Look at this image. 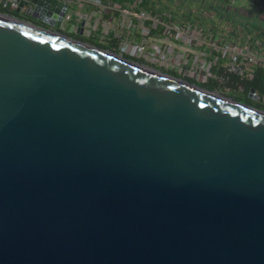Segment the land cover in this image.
I'll return each mask as SVG.
<instances>
[{
	"label": "water",
	"instance_id": "water-1",
	"mask_svg": "<svg viewBox=\"0 0 264 264\" xmlns=\"http://www.w3.org/2000/svg\"><path fill=\"white\" fill-rule=\"evenodd\" d=\"M11 1L48 28L0 13V264H264V113Z\"/></svg>",
	"mask_w": 264,
	"mask_h": 264
},
{
	"label": "crops",
	"instance_id": "crops-1",
	"mask_svg": "<svg viewBox=\"0 0 264 264\" xmlns=\"http://www.w3.org/2000/svg\"><path fill=\"white\" fill-rule=\"evenodd\" d=\"M6 1L0 0V2ZM62 1L68 3V8L62 20L49 29L60 31V29L66 28L65 24L67 27L70 25L75 26V31L80 26L81 30H78L80 33H87L90 29L96 30L98 27L101 30L102 27L105 29L106 25L104 22L99 23V20H102V16L104 17V14L110 11V5H112L116 10L112 14H117L114 22L119 26L122 25L124 32L128 31L130 33L118 39L119 42L113 36L117 45H113L111 49L118 50L120 48L121 50L127 49L137 52L136 45L141 42L148 46L156 45L155 55L157 57L168 62L178 61L184 64L185 68L179 67V69L187 75L196 74L195 64L199 61L198 57L200 55H203L206 59L215 57V51H210L212 47L225 49V54L221 55L216 61L221 65L228 63V59L234 55V52L243 50L251 52V50L254 51V49H260L264 46V16L249 0H224L225 7L222 9V17H218L219 15L211 10L199 8L198 4L202 0H144L145 4L138 5V8L152 12L154 16L158 17L157 24L154 23L153 28V23L151 24L150 21H130L128 17V19L124 17V21L121 20V10L131 11L137 0ZM155 2L157 8L152 7ZM27 9L24 7L18 13L15 10L10 13L11 15L12 13L15 14L16 18L37 23L36 20L28 17L26 14ZM73 15H77L76 18H73ZM95 15H98L99 19L95 18ZM92 24H96V27L94 28ZM145 24L150 31L149 38L144 36L143 39L137 40L136 34L139 32L137 27H145ZM158 26L160 27L159 33L157 32ZM178 31H182L183 34L176 35ZM104 34L106 33L104 32ZM118 34L122 35L121 33ZM204 46L209 47L208 52L202 51ZM137 54L139 53L137 52ZM216 55L218 56V54ZM142 56L147 58L148 54ZM189 57H191L190 61L187 60ZM190 63L193 66H188ZM211 70L212 68H209V71ZM256 72L257 77L264 75V69L260 67L256 68Z\"/></svg>",
	"mask_w": 264,
	"mask_h": 264
},
{
	"label": "rangeland",
	"instance_id": "rangeland-1",
	"mask_svg": "<svg viewBox=\"0 0 264 264\" xmlns=\"http://www.w3.org/2000/svg\"><path fill=\"white\" fill-rule=\"evenodd\" d=\"M154 2V1H153ZM78 3V2H77ZM135 3L137 5H144L145 1L144 0H140V1H135ZM225 1L224 0H202V2H200L198 4L199 8H203L205 10H211L213 11L215 14H218V17H222L221 14H223L222 9L225 7ZM110 11L107 14H104V17L102 16V20H99V23L104 22V24L106 25L105 29L102 30L100 27H98L96 30H91L89 32H84V33H80L78 31H75V26L70 25L67 27V25L65 24L64 26L66 28H64L63 30L60 29V32L62 34H65L73 39L79 40L85 44H88L92 47H95L97 49L100 50H105V51H111L114 52L115 54L123 57L124 59H127L131 62H135L138 64H141L147 68L153 69V70H157L159 72L168 74L174 78L180 79L184 82H187L189 84H192L196 87L208 90V91H212V92H224L226 94H234L235 96H238L239 98H242L244 100H247L249 102L254 103V104H261L260 101V94L259 91H256V96L253 98H248L247 95L249 93L248 88L250 86H248L250 84V80L246 79L244 76L241 75H230V77H226L223 73H221V65L219 66L218 64L215 65L211 71H209L211 73V75H207V74H203L201 75L202 77L199 78L196 74L193 73V75H187L185 73H182L181 69H179V67H184L182 63H179L178 61H166L165 59H161L159 57L155 56H150V54H148V57L145 58L143 56H141L140 54H137V52L135 53L133 50H121L120 48H118V50L115 49H111L113 45H117L115 43V40L113 38V36H115L118 41V39H121L123 37H125V35H128V31L124 32V28L121 25V27L119 25H117L114 22V19H116V15L117 14H112V12L116 11L114 9V7H112V5H110ZM153 8H157V3L155 2L152 6ZM151 14L153 15V13L151 12ZM77 15H73V18H76ZM128 19L126 16H123L121 14V20L124 21L123 18ZM216 17V18H218ZM95 18H98V15H95ZM154 18H156L154 16ZM158 18V17H157ZM231 18V17H228ZM99 19V18H98ZM125 19V20H126ZM145 22V21H144ZM155 23V21H154ZM152 24V23H151ZM157 24V23H156ZM45 25V24H44ZM63 25V24H62ZM94 26V28L96 27V24H92ZM45 27H48L47 25H45ZM80 27V26H78ZM146 27V24H145ZM154 27V24H152V28ZM139 29V32L137 35V40H141L144 38V34L142 32V27L138 26L137 27ZM147 28V27H146ZM65 30V31H64ZM160 27L158 26V33H159ZM120 31V32H119ZM124 33H123V32ZM104 32L106 34H104ZM154 32V31H153ZM118 33H123L122 35H119ZM155 33V32H154ZM119 42V41H118ZM209 43V42H208ZM212 43V42H210ZM213 48V47H212ZM211 48V49H212ZM209 47L208 46H204L202 47V51H207L208 52ZM157 57V58H156ZM211 58H207V62L212 61ZM188 61L191 60V57L187 58ZM168 63V64H167ZM236 65H239V63H237ZM151 66V67H150ZM188 66H193L191 63ZM240 66V65H239ZM217 67H220V69L218 70ZM237 67V66H235ZM243 69L246 68V66H241ZM249 70H254V75L257 78L256 75V70L255 68L257 67L256 65L253 64H249L248 66ZM185 68V67H184ZM216 72H218L216 74ZM209 74V73H208ZM253 75V74H252ZM208 76V77H207ZM260 78V77H258ZM257 78V79H258ZM237 86V87H236Z\"/></svg>",
	"mask_w": 264,
	"mask_h": 264
},
{
	"label": "built area",
	"instance_id": "built-area-1",
	"mask_svg": "<svg viewBox=\"0 0 264 264\" xmlns=\"http://www.w3.org/2000/svg\"><path fill=\"white\" fill-rule=\"evenodd\" d=\"M249 1L253 3L258 8L259 12H261V14L264 16V0H249ZM6 2L9 5V8L11 9V11H14L17 8L16 1L7 0ZM121 14L123 16L128 17L130 21L135 20L136 22L137 21H145V22L150 21L151 23L154 24V21L155 23H157V19H158L157 16H155L156 18H154V15H152L147 10L139 9L136 3L133 4V9L131 11L121 10ZM132 24L134 23L132 22ZM78 30L80 31L81 28L78 27L77 31ZM142 32L144 33V36L146 38H149L148 34L150 33V31L148 30V28L143 26ZM181 34H183L182 31H178L176 35H181ZM136 48L138 50V53L141 56L147 53V54H150V56L152 57V56H155V51L157 49V46L156 45L148 46L145 43L141 42L140 44L136 45ZM210 51L211 52L215 51V53L218 54V56L215 54V57L211 59L212 61L210 62L209 61L207 62L206 57H204L203 55H200L198 57L199 61L195 64L196 65L195 72L198 77H201L199 75H203V73L209 76L211 75V73L209 72V68H213L217 64L220 66V64L216 63V61L220 58L221 55L225 54V49L221 47L220 48L215 47V48H212ZM228 60H229L228 63L221 65V68H222L221 73H223L226 77H230V75H234V74L236 75L239 74L241 76H244L246 79L250 80L252 77V74H254L255 71L248 69L247 66L249 64H253V65H256L257 67H260L261 69H264V46L261 47L260 49H254V51L251 50V52L246 51V50L234 52V55L232 57L230 56ZM237 63H239L240 66L236 65ZM241 66H246V68L243 69ZM217 69L219 70L220 67H217ZM217 73L218 72H216V74ZM252 95L256 96V92L254 90H253ZM260 101L264 107V95L260 97Z\"/></svg>",
	"mask_w": 264,
	"mask_h": 264
},
{
	"label": "flooded vegetation",
	"instance_id": "flooded-vegetation-1",
	"mask_svg": "<svg viewBox=\"0 0 264 264\" xmlns=\"http://www.w3.org/2000/svg\"><path fill=\"white\" fill-rule=\"evenodd\" d=\"M1 3V6H2V8L0 9V13H4V14H7V15H11V13L10 12H12L11 11V9L9 8V5L6 3V2H0ZM14 12V11H13ZM11 16H14V17H16L15 16V14H13L12 13V15ZM32 23H34V24H38V25H40V26H43V27H45V25L44 24H39V22H37V23H35V22H32ZM46 28H48V27H46ZM260 78H258V88H251V87H249L248 88V91L250 92V89H253L255 92L257 91H259V94H260V96H263L264 95V75L263 76H259ZM256 77H255V75L253 74L252 75V77H251V79H250V81L252 82V81H254V79H255ZM249 86V85H248ZM237 87V86H236ZM215 93H217V94H219V95H222V96H224V97H227V98H229V99H231L232 101H234V102H237V103H240V104H243V105H245V106H247L248 108H250V109H252V110H254V111H257V112H260V113H264V107H263V105L262 104H254V103H252L251 104V102H249V101H247V100H244V99H242V98H239L238 96H235L234 94H226V93H224V92H215ZM247 97L248 98H253V99H255L254 97H250L249 96V93H248V95H247Z\"/></svg>",
	"mask_w": 264,
	"mask_h": 264
},
{
	"label": "trees",
	"instance_id": "trees-1",
	"mask_svg": "<svg viewBox=\"0 0 264 264\" xmlns=\"http://www.w3.org/2000/svg\"><path fill=\"white\" fill-rule=\"evenodd\" d=\"M249 86L254 89L258 88V79L255 78L254 81L250 82Z\"/></svg>",
	"mask_w": 264,
	"mask_h": 264
}]
</instances>
